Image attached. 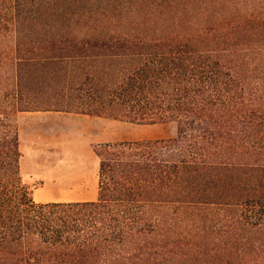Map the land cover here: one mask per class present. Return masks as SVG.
I'll list each match as a JSON object with an SVG mask.
<instances>
[{
  "label": "trees",
  "instance_id": "obj_1",
  "mask_svg": "<svg viewBox=\"0 0 264 264\" xmlns=\"http://www.w3.org/2000/svg\"><path fill=\"white\" fill-rule=\"evenodd\" d=\"M26 113L177 135L97 145L95 200L37 202ZM0 264H264V0H0Z\"/></svg>",
  "mask_w": 264,
  "mask_h": 264
},
{
  "label": "rangeland",
  "instance_id": "obj_2",
  "mask_svg": "<svg viewBox=\"0 0 264 264\" xmlns=\"http://www.w3.org/2000/svg\"><path fill=\"white\" fill-rule=\"evenodd\" d=\"M22 179L37 202L95 200L97 145L170 139L171 122L135 124L108 116L26 113L19 120Z\"/></svg>",
  "mask_w": 264,
  "mask_h": 264
}]
</instances>
